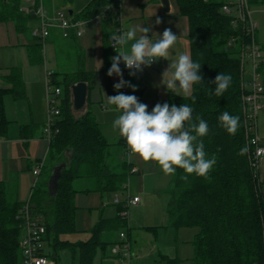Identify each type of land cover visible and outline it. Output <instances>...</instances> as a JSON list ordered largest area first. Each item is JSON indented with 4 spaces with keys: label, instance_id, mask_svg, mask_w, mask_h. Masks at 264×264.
<instances>
[{
    "label": "trees",
    "instance_id": "16d2710c",
    "mask_svg": "<svg viewBox=\"0 0 264 264\" xmlns=\"http://www.w3.org/2000/svg\"><path fill=\"white\" fill-rule=\"evenodd\" d=\"M114 1L92 0L83 12L73 16L91 22ZM176 1L180 15L189 21L191 58L201 64L203 81L193 85L190 96L172 95L161 104L167 102L177 107L187 104L193 110L192 123L198 124L200 119L207 122V135L197 137L196 142L202 140L206 158L215 157L216 163L207 176L189 175L180 168L172 174L167 192L168 226L177 230L197 229L192 241L194 264H264V183L255 178L249 160L240 60L243 41L229 46L230 38L241 37V32L233 26V18L222 12L225 0ZM259 1L250 0V3L254 5ZM22 2L0 0V22H14L18 32L28 31V23L34 19L22 14ZM115 27L112 17L103 19L106 71L114 56L110 37ZM36 40L38 42L29 49L32 64L44 62L45 43ZM218 73L232 77L222 96L215 95L214 79ZM262 73L264 75V68ZM22 76L19 68L10 69L4 79L10 88L0 89V140L7 137L10 124L6 116V96L12 95L16 100L24 98ZM56 76L59 75H53V82L62 89L61 114L54 126V132L58 133H54L50 143L49 160L55 167L63 163H68V167L55 197L50 194L48 185L34 189L33 213L44 219V241L49 248L44 252L45 257L57 263L60 252L70 249L74 255L73 264H94L98 251L104 253L111 245L109 237L127 225L119 216L122 207L117 206L116 218L101 219L91 230L88 241L72 243L63 239L77 232L75 197L78 191L74 184L77 180L90 179L101 194H122L132 168L125 159L122 170L114 171L109 162L113 145L101 133L93 113L88 110L78 117L73 111L71 88L84 82L90 90L94 75L86 72L82 65L76 74L60 75L61 81H57ZM225 111L239 117L235 134H230L219 120ZM120 145L126 147V141L121 140ZM68 152H71V160ZM23 205L11 195L6 184L0 183V264H23L19 218ZM76 253H79L78 261ZM173 263L178 264V261H169Z\"/></svg>",
    "mask_w": 264,
    "mask_h": 264
},
{
    "label": "crops",
    "instance_id": "0c3cea01",
    "mask_svg": "<svg viewBox=\"0 0 264 264\" xmlns=\"http://www.w3.org/2000/svg\"><path fill=\"white\" fill-rule=\"evenodd\" d=\"M43 1L51 13L63 12L70 15L72 12V16H76L83 12L92 0ZM169 2L170 12L168 13L161 0H123V21L126 30L138 25L150 27L151 31L148 35L153 40L157 38V35H162L166 28H170L178 36L169 57L170 60H175L180 53H188L191 56L190 29L188 19L180 15L177 1L169 0ZM66 3L71 4V8L67 12L62 9ZM26 5L27 1L23 0L21 8ZM157 17L161 20L160 24L155 23ZM36 23L38 25H35ZM38 26L39 21L32 19L28 23V31L18 32L14 22H0V89L10 88L4 79L8 75V71L13 68H19L22 71L25 87L24 98L16 100L12 95H7L5 98L6 116L10 124L7 137L0 140V183L6 184L11 195L24 204L28 197H30L28 201H31L34 193L32 171L36 164L44 163L38 186L48 185L49 187V181L55 168L49 160L50 143L44 136L47 122L44 72L59 75L55 78L57 81H61L62 75L76 74L83 65L86 72L94 75V84L89 90L86 112L90 110L93 113L101 133L113 145L110 149L109 162L114 171H121L122 163L125 159L127 162L128 159V157L126 158V147L120 145L121 136L118 130L112 126L113 121L120 113L116 111L114 105L107 104L105 96V94L107 96L118 94L113 85L119 82L120 77L115 74L111 77L107 75L103 20L94 19L89 22L87 32L82 38L72 36L65 39L61 31L53 30L44 45V62L32 64L29 49L38 42L33 36V31ZM46 49L49 50L47 59ZM170 60L161 58L134 76L129 75L130 70L121 69L123 79L135 85L137 89L133 92L132 88L126 86L129 94L135 95L139 102L148 107L157 103L161 104L170 96L176 95L167 92L165 86L160 85L161 73L169 66ZM99 61L103 62L101 67L98 64ZM108 113L113 115L108 116ZM82 115L77 114L78 117ZM258 134L264 139V110L259 114ZM129 161L128 164L131 165V168L138 170V173L131 174L127 183L130 195L142 199L140 206L134 208L133 224H129L128 237L133 245V264H169V261H176V257L164 252L159 245L160 230L162 226L169 224L168 211L164 223L160 224L158 220L154 221L155 219L151 221L141 219V210L145 211L147 208L145 212L147 213L149 205L156 206L158 199L163 196L167 199L165 206H168L167 192L171 182L167 189L161 188L160 178L171 176L172 180V175H165L162 170H159L160 167L157 164L146 163L138 156H131ZM260 181L264 183V159L260 164ZM74 186L78 191L75 197L78 209L77 225L84 224V229L79 232L84 233L82 235H85L86 238L75 242L77 243L88 241L91 238V230L101 219L113 220L118 211L117 206L113 203L116 194L97 192L94 182L90 179L77 180ZM146 197H149L148 202ZM107 211L108 215H106ZM136 215L138 216L137 221L135 220ZM149 228H157V230H148ZM115 234L111 237L107 235L111 245L102 253L101 264H117L111 253L112 245L119 239V235L117 237ZM150 235L151 240L149 241L148 236ZM149 242H151L153 251L147 255L145 248ZM51 262L59 264V262Z\"/></svg>",
    "mask_w": 264,
    "mask_h": 264
},
{
    "label": "clouds",
    "instance_id": "9594fccd",
    "mask_svg": "<svg viewBox=\"0 0 264 264\" xmlns=\"http://www.w3.org/2000/svg\"><path fill=\"white\" fill-rule=\"evenodd\" d=\"M155 23H161L159 17ZM150 31V27L138 25L110 37L116 55L110 58L112 63L107 75L111 77L115 74L120 77L119 82L113 85L118 94H105L107 104L114 105L120 113L112 126L125 139L130 157L138 156L146 163L157 164L165 175H172L180 168L189 175L195 173L197 176H207L216 160L215 157L206 158L202 140L196 142L197 137H204L208 133L205 120L200 119L198 124L192 123L193 110L187 104L177 107L175 104L169 106L167 102L157 103L149 112L148 106L139 102L135 95L119 92V89L126 86L132 88L133 92L137 90L135 85L123 79L119 66L121 62L130 70L129 75L134 76L161 58L170 60L171 49L178 36L170 28H166L162 35H157L153 40L148 35ZM170 61L169 66L161 73L160 85L165 86L167 92L190 96L193 85L203 81L201 64L193 62L188 53H180L175 60ZM102 63L98 62L100 67ZM231 80L230 75L218 73L214 79L215 95L222 96ZM219 120L230 134L236 133L239 117L225 111L219 116Z\"/></svg>",
    "mask_w": 264,
    "mask_h": 264
},
{
    "label": "built area",
    "instance_id": "2783aa9c",
    "mask_svg": "<svg viewBox=\"0 0 264 264\" xmlns=\"http://www.w3.org/2000/svg\"><path fill=\"white\" fill-rule=\"evenodd\" d=\"M27 5L21 8L22 14L39 21V26L34 29L33 36L45 43L51 36L53 30L62 32V36L68 39L72 36L82 38L88 29L89 22L78 20L63 12L51 13L47 10L43 0H26ZM222 12L226 16L233 18V26L241 32V37H232L229 46L241 43L240 60L242 71V87L245 92L243 96L244 121L247 135L249 160L256 179L260 180V164L264 159V139L258 134L259 114L264 110V54L257 41L258 24L252 18L250 0H225ZM112 17L116 23L113 34L127 31L123 21V0H115L114 3L105 9L96 19ZM113 48V47H112ZM114 56L116 51L113 48ZM122 70L127 69L123 62L119 65ZM47 101H48V123L44 128V136L51 143L54 133V126L60 117V99L62 89L53 82V73H46ZM121 92L127 95L129 91L126 87L121 88ZM155 105L149 106L153 108ZM122 140H125L121 137ZM129 149L126 144V158L130 163ZM44 163L36 164L32 171L34 189L38 186L39 178L42 174ZM138 173L137 169H132L131 174ZM261 182V181H260ZM264 195V189H263ZM142 202L141 197L130 195L129 184L124 187L122 194L115 195L113 203L121 206L119 216L126 221L127 230L129 227L130 211ZM21 221V250L23 264H52L44 256L46 244L44 237L46 227L42 216L33 213L31 201H27L19 212ZM112 258L117 264H133V245L128 237V231H122L111 247Z\"/></svg>",
    "mask_w": 264,
    "mask_h": 264
},
{
    "label": "rangeland",
    "instance_id": "374dc122",
    "mask_svg": "<svg viewBox=\"0 0 264 264\" xmlns=\"http://www.w3.org/2000/svg\"><path fill=\"white\" fill-rule=\"evenodd\" d=\"M71 8V4L66 3L63 11L67 12ZM251 13H252V18L257 22L258 24V32H257V41L260 47L263 49V54H264V0H260L259 3L251 5ZM35 25H38L37 23ZM45 52V50H44ZM49 50L46 49V59L49 56ZM45 54V53H44ZM44 70V69H43ZM44 83H45V88H46V112H47V122L48 123V101H47V83H46V72H44ZM109 115H113L112 113H108ZM45 125V126H46ZM159 170H161L159 168ZM171 176L163 177L160 178L161 182V188L167 189L169 187V184L171 182ZM30 197H28L29 199ZM26 199V202L28 201ZM148 202L149 197L145 198ZM167 204V199L165 196H163L161 199H158L157 205H149L148 212L147 208H145V211L139 209L142 211L141 214V219L144 218L145 220L151 221V220H158L160 224L164 223V220L167 215V207L165 206ZM135 209H132L130 211V217H129V224H133V212ZM144 212V213H143ZM108 211L106 212V215H108ZM138 216H135V220L137 221ZM80 221V220H79ZM168 224V222H167ZM86 225V224H85ZM130 226V225H129ZM84 224L77 225V232L68 236H65L63 239L70 240L72 242H76L80 239L84 240L86 239L82 235L84 233L79 232L83 230ZM87 227V226H85ZM88 228V227H87ZM122 231H128L127 228L122 229ZM121 231V232H122ZM121 232H117L115 236L118 237ZM198 233L197 229H180L177 230L175 228H171L168 225L162 226L160 230V239H159V245L162 247L164 252H167L170 256H175L178 264H194L193 260L195 257L194 253V247L192 245V241L195 238V235ZM135 237V236H134ZM149 241L151 240V235L148 236ZM46 252L49 251V248L46 247ZM153 251L151 242L148 243L147 247L145 248V253L151 254ZM60 259H59V264H72L74 260V255L73 252L70 249H66L60 252L59 254ZM79 253L76 254V261H78ZM101 259H102V251H98L96 260L94 264H101Z\"/></svg>",
    "mask_w": 264,
    "mask_h": 264
},
{
    "label": "water",
    "instance_id": "95a60500",
    "mask_svg": "<svg viewBox=\"0 0 264 264\" xmlns=\"http://www.w3.org/2000/svg\"><path fill=\"white\" fill-rule=\"evenodd\" d=\"M161 2L166 8V11L169 13L170 12L169 0H161ZM70 15L72 16V12H70ZM71 92H72V106L74 113L76 115L77 114L84 115L88 106V94H89L88 84L84 82L78 83L71 88ZM68 155H69V160H71L72 159L71 152H68ZM67 167H68V163H63L59 166H56L53 170L48 188L50 194L53 195L54 197L58 194L59 183Z\"/></svg>",
    "mask_w": 264,
    "mask_h": 264
}]
</instances>
